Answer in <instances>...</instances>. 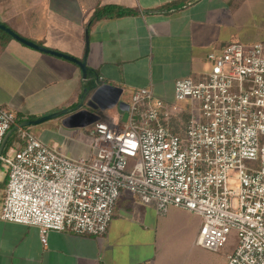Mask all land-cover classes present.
I'll list each match as a JSON object with an SVG mask.
<instances>
[{"label": "built area", "instance_id": "1", "mask_svg": "<svg viewBox=\"0 0 264 264\" xmlns=\"http://www.w3.org/2000/svg\"><path fill=\"white\" fill-rule=\"evenodd\" d=\"M206 60V74L175 81L171 101L145 87L131 92L125 121L101 112L88 157L17 131L0 155V221L37 228L43 245L50 232L102 237L126 194L158 215L199 216L195 244L210 252L233 232L226 264H264V39L227 43ZM15 123L0 105V146Z\"/></svg>", "mask_w": 264, "mask_h": 264}, {"label": "crops", "instance_id": "2", "mask_svg": "<svg viewBox=\"0 0 264 264\" xmlns=\"http://www.w3.org/2000/svg\"><path fill=\"white\" fill-rule=\"evenodd\" d=\"M263 6L264 0H0V23L79 60L87 32L93 82L101 77L99 84L122 89L126 103L145 87L171 101L176 80L209 71L208 53L264 39L253 38ZM105 7L128 12L90 23ZM84 85L79 67L67 60L13 39L0 51V105L22 120L74 107ZM52 124L33 134L69 158L91 154L86 128L68 129L61 118ZM201 222L174 207L158 215L123 194L102 237L50 232L43 245L37 228L0 221V264H226L233 248L214 253L195 244Z\"/></svg>", "mask_w": 264, "mask_h": 264}, {"label": "water", "instance_id": "3", "mask_svg": "<svg viewBox=\"0 0 264 264\" xmlns=\"http://www.w3.org/2000/svg\"><path fill=\"white\" fill-rule=\"evenodd\" d=\"M0 30L6 33L11 39L31 48L36 51L49 54L64 60H67L77 67H79L82 80L85 85L89 84L87 79V68H86V54L88 49V39L87 32L85 33V54L82 60L76 59L70 55L60 53L36 43H33L17 33L11 30L6 25L0 23ZM122 89L108 85V84H98L96 81L93 82V86L88 88L84 87L77 105L72 108H65L61 111L51 113L40 118L36 119H26L20 122H17L13 125V127L6 133L3 138L2 144L0 146V155L4 151L10 137L17 131L23 128H29L31 126L39 125L43 122L52 120V119H60L62 125L68 129H84L94 122L98 121L99 114L104 111H108L111 109H117L122 113L123 121L126 120L128 105L126 102L121 100Z\"/></svg>", "mask_w": 264, "mask_h": 264}, {"label": "trees", "instance_id": "4", "mask_svg": "<svg viewBox=\"0 0 264 264\" xmlns=\"http://www.w3.org/2000/svg\"><path fill=\"white\" fill-rule=\"evenodd\" d=\"M127 12L128 11H123V10L115 8V7L97 8L94 11L93 15L91 16L89 22L92 23V22H94L96 20H99L101 18L109 17L112 14H115V15L119 16V15L125 14ZM10 39H11V37H9L6 33H4L3 31L0 30V51L4 49L5 42L7 40H10ZM93 74L94 73L91 72L90 69H87V79H88V81L90 79V81H89V84L84 85L85 87L90 88V87L93 86V81H92V78H91L93 76ZM15 120H16V123L22 121V119L16 114H15ZM16 134H17V132H15L10 137V139H9V141H8L6 147H5V151L10 147L12 141L16 137ZM5 187H6V177H4V180L0 182V189H3V191H4Z\"/></svg>", "mask_w": 264, "mask_h": 264}, {"label": "rangeland", "instance_id": "5", "mask_svg": "<svg viewBox=\"0 0 264 264\" xmlns=\"http://www.w3.org/2000/svg\"><path fill=\"white\" fill-rule=\"evenodd\" d=\"M261 14L264 16V6L262 7V9H261ZM256 21L259 23V25L260 26H258V27H256L258 30H260L259 31V33H256L255 35H254V37L253 38H255L256 37V39H260L261 37H263L264 36V19H260V20H258V18H256ZM232 43H242V42H232ZM123 98H121V100H122ZM55 119H52V120H49V121H46V122H43V123H41V124H39V125H36V126H31V127H29V130L32 132V133H34V134H39V133H41L40 131H41V129H44V127L46 128V127H49V130H51V129H53V127L52 126H54V124H52L53 123V121H54ZM89 129H91V127H88V128H86V130L88 131ZM34 130H35V132H34ZM81 130H83V129H81ZM52 132V131H51ZM16 138V137H15ZM1 174H2V172L0 171V176H1ZM235 243H236V235L232 232L231 234H230V236H229V238H228V241H227V243H226V245H225V249H231V248H233L234 249V245H235Z\"/></svg>", "mask_w": 264, "mask_h": 264}]
</instances>
